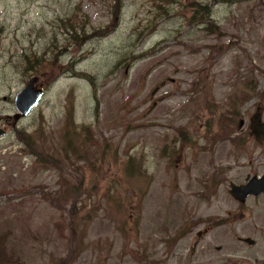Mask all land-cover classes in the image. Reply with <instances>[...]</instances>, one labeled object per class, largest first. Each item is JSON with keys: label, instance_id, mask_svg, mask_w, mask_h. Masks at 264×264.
Masks as SVG:
<instances>
[{"label": "rangeland", "instance_id": "obj_1", "mask_svg": "<svg viewBox=\"0 0 264 264\" xmlns=\"http://www.w3.org/2000/svg\"><path fill=\"white\" fill-rule=\"evenodd\" d=\"M258 103L264 0H0V264H264Z\"/></svg>", "mask_w": 264, "mask_h": 264}, {"label": "water", "instance_id": "obj_2", "mask_svg": "<svg viewBox=\"0 0 264 264\" xmlns=\"http://www.w3.org/2000/svg\"><path fill=\"white\" fill-rule=\"evenodd\" d=\"M37 82L38 79L36 77L31 78L16 94L14 99L16 114L13 116L15 122L21 117L27 116L43 98V90L35 88ZM241 123L242 122H240V125ZM250 132L259 145L264 143V121H261V109L259 107L250 119ZM0 134H2L1 131ZM228 192L235 201L241 204H244L248 197L257 198L262 196L264 195V174L261 176H249L247 177L246 183L242 185L231 184ZM244 243L251 246L254 245L255 242L246 238L244 239Z\"/></svg>", "mask_w": 264, "mask_h": 264}, {"label": "trees", "instance_id": "obj_3", "mask_svg": "<svg viewBox=\"0 0 264 264\" xmlns=\"http://www.w3.org/2000/svg\"><path fill=\"white\" fill-rule=\"evenodd\" d=\"M196 6V10L194 12V17L196 19V21H200V20H208L209 24H213L214 28L215 25L212 22L213 20L208 18L206 19L205 16L209 17L210 15V10L207 9V6L201 5V4H197ZM208 12V13H207ZM198 15H201V17L197 18ZM208 24V25H209ZM60 27H62L63 29H65V31L67 33H69V38L72 40V43L76 46L81 45L86 39H87V35L85 32V26L81 25L79 28H76V26L73 25L72 22H66L65 20H60ZM208 30H210V27L207 28ZM32 67H29V69ZM246 139H248L247 137H242V136H234L232 137L231 134L227 133L224 136L221 134L217 135L216 137L213 138L214 142H221L223 140H228L231 144L233 145H239L242 144ZM215 145V144H214ZM2 246V245H1ZM2 261H8L7 257L3 258V256L0 254V262Z\"/></svg>", "mask_w": 264, "mask_h": 264}, {"label": "flooded vegetation", "instance_id": "obj_4", "mask_svg": "<svg viewBox=\"0 0 264 264\" xmlns=\"http://www.w3.org/2000/svg\"><path fill=\"white\" fill-rule=\"evenodd\" d=\"M258 107L261 109V121H264V120L262 119L263 112H264V111H263V105H262L261 103L256 104L255 112H256V110H257ZM255 112H254V113H255ZM254 113H253V114H254ZM251 117H252V116H251ZM251 117L249 118V121H248V123H249V124H248V127H247L248 130H246V131H248V132H244V130L242 129L243 126H244V123H245L244 120H243V119H240V120L238 121L237 129H238L239 132H238V135H237V136H239V135H240V136H242V135H246L247 138H252V139L255 141V143H256L255 138L253 137V135H252L251 132H250V119H251ZM240 122H242L241 125H240ZM242 137H243V136H242ZM247 177H249V176H247ZM247 177H246L245 181L247 180ZM245 183H246V182H245ZM259 197H260V196H259ZM259 197H257V198H259ZM249 198H250V197H248V199H249ZM246 201H247V200H246ZM236 202H237V201H236ZM237 203H239V202H237ZM245 203H246V202H245ZM245 203H244V204H245ZM239 204H241V203H239ZM201 235H202V233H200V232L197 234L198 237H200ZM243 242H244V240H243Z\"/></svg>", "mask_w": 264, "mask_h": 264}]
</instances>
